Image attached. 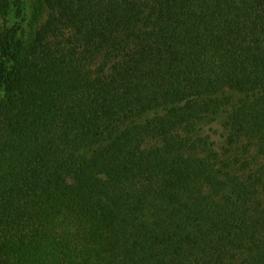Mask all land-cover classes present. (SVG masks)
Segmentation results:
<instances>
[{
	"label": "trees",
	"instance_id": "16d2710c",
	"mask_svg": "<svg viewBox=\"0 0 264 264\" xmlns=\"http://www.w3.org/2000/svg\"><path fill=\"white\" fill-rule=\"evenodd\" d=\"M30 2L0 0V264H264V0Z\"/></svg>",
	"mask_w": 264,
	"mask_h": 264
},
{
	"label": "rangeland",
	"instance_id": "374dc122",
	"mask_svg": "<svg viewBox=\"0 0 264 264\" xmlns=\"http://www.w3.org/2000/svg\"><path fill=\"white\" fill-rule=\"evenodd\" d=\"M36 0H31L30 5H32ZM35 11L34 7L29 8V15L32 17L33 12ZM44 18L41 17V19L38 21V23H40V21H42ZM218 142H222V138L220 139V137L216 136L215 138Z\"/></svg>",
	"mask_w": 264,
	"mask_h": 264
}]
</instances>
